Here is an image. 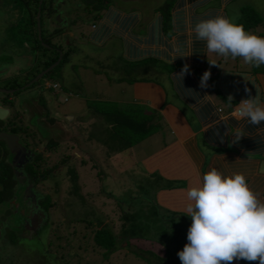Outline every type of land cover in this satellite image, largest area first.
<instances>
[{
    "label": "rangeland",
    "instance_id": "rangeland-1",
    "mask_svg": "<svg viewBox=\"0 0 264 264\" xmlns=\"http://www.w3.org/2000/svg\"><path fill=\"white\" fill-rule=\"evenodd\" d=\"M51 1L57 4L59 2L63 3L64 7L61 10L63 12L62 19L67 22L66 26L71 20H76L75 27H67V31H65L67 34L69 33L68 35L75 42L69 47L62 46L63 42L57 45L61 47L63 58H66L67 61L62 60L58 66L60 72L56 74L54 73L55 71H52V75H50V79L55 81L60 88L52 96L56 100L53 103V108L56 107L55 110L61 114L70 113L74 114L75 117H79L77 130L80 131V134L76 145L77 148H75L76 157L74 159L72 156L69 158L62 157L64 151L67 153L71 150L70 146H64L66 149L60 153L61 156L52 158L64 161L63 164L67 163V166H73L76 176V188L73 192L71 186L73 181L66 176L54 182V184L61 186V188L59 187L60 192L57 191L55 198L47 197L41 203L43 208L48 210L47 217L50 228L47 230V226L46 229H42L41 235H38L37 242L33 240L19 245L14 236L3 231V236L0 238V264H147L131 252L138 250L150 251L162 256V246L154 241L155 238H150L149 241L130 240L129 246L124 247L122 245L123 248H118L103 258L101 255L102 250L90 242V236L95 226L99 224L110 229L112 234L117 235L121 224L119 216L123 214L120 211L121 208L128 213L139 209L140 214L138 216L140 218L154 212L153 215L160 216V219L164 220L165 223H171L170 220L172 219L175 226L181 224L182 228L186 232L188 231L192 223L190 216L172 214L156 202V186L162 188L166 187L168 183L148 177L142 171L140 164L143 157L154 151V142L157 139L160 142L157 137H159L161 131L167 133V127L163 119L158 120L157 127L155 119H157L158 111L150 110L140 100V102L134 101L133 89L129 87L134 82L116 81V79L122 77L121 66L120 70L115 68L116 58L121 52L120 43L115 39L105 41L103 44L89 43L87 41V33L90 31L91 13L87 14L88 11L82 10L81 0ZM166 1L108 0L107 3L109 5L100 10L99 14L102 17L109 8L122 12L133 11L138 15V24L134 27V31L142 33V26L151 17L152 10L165 4ZM209 4L215 7H222L224 16L233 22L239 14V8L242 6H248L259 16L264 17V0H228L224 5L220 3V0H210ZM22 18L23 15L18 7L11 4L10 0H0V66L5 65L9 68L10 73L6 74V76H18L22 73L20 69L23 68L24 62L18 61V58L21 57L20 59L22 60L26 55L23 60L31 63L32 56L28 52L29 42L25 38L27 29L22 26L24 23ZM97 21L95 20L93 24L96 25ZM46 24L47 22L44 19L42 25ZM46 27H48V24ZM259 30V27L255 28L252 34L257 33ZM47 32L49 31L47 30ZM47 35L51 36V34ZM55 40L56 37L51 36L49 41H46L54 42ZM66 51H69L68 56L65 54ZM216 60H219L217 54L207 52L206 67L214 64ZM220 62L222 67L226 66L225 68L236 65L235 68L248 69V65L244 63L242 58H236L235 60L228 58L227 61H219L218 64ZM164 73L146 76L148 79L153 80L152 82L158 83L164 88L167 93V102L174 103L169 86L170 82ZM67 93H70V95ZM109 102H117L119 108H122V105L130 107L140 106L149 113H153V117L149 121L151 126H148L150 132L151 130L152 132L141 142L126 148L124 141L117 139L112 134L109 125L103 118L92 114L88 110V108L97 105L104 108L109 105ZM177 105L179 109L185 112L181 104L177 103ZM187 115H190L189 112H187ZM72 152L70 153L72 154ZM41 160L46 161L43 158ZM38 162H40L39 159ZM0 165L2 164L0 163ZM63 173L64 169L62 170V176ZM42 183L44 184L43 187H45L50 182L49 179H46ZM35 187L36 189L41 188L37 184H35ZM129 198H133V200L128 202ZM50 204L54 206L53 212H50ZM85 225L86 228H83ZM152 228L149 231L147 230L145 235H148V237L157 236L156 233H159V230ZM170 228L174 229L173 227ZM72 229L75 230L73 234L70 232L73 231ZM76 230H79L77 235ZM172 230H166V233L162 234L164 237H168L167 241H170V243L172 241L169 240L170 232L168 231ZM77 236L79 243L82 238V246L79 247L78 245L77 247L78 243L75 245L71 251L74 255L72 258L64 246L54 250L55 246L52 245L53 243L69 244V241H76ZM120 241L121 239L118 240V242ZM167 241L165 240V242ZM48 242L52 244L49 246ZM12 243L17 245H11ZM186 244V241L182 243V250ZM59 252L66 253L67 257L71 259L60 260L58 258ZM169 260L180 264L176 253H173ZM236 263L237 261L232 262V264ZM255 264H259V262L256 261Z\"/></svg>",
    "mask_w": 264,
    "mask_h": 264
},
{
    "label": "trees",
    "instance_id": "trees-1",
    "mask_svg": "<svg viewBox=\"0 0 264 264\" xmlns=\"http://www.w3.org/2000/svg\"><path fill=\"white\" fill-rule=\"evenodd\" d=\"M38 0H10L11 4L14 6H17L20 12L23 15V28L27 29L26 36L29 46H31L32 52L38 56H42V59H44V64L42 67H46L49 64L53 63L56 60V53L51 52L52 56H48L47 50L43 49L39 45V41L37 40V34L35 33V21L34 16L36 13V6H37ZM108 0H81L80 4L84 11H88L87 14L91 13V24L96 20L101 19V16L99 14V11L104 9L105 6L109 5L107 3ZM228 0H223L222 2L225 3ZM50 0H43L39 7V26H40V38L41 42H44L43 39L45 36H48L47 33L44 34V30L42 29L43 21L42 19H46V16L44 13L45 5L46 3H49ZM210 0H167L165 4L160 5L159 7L155 8L154 11V19L150 23L146 22V24L143 27V32H136L134 31L133 35H135L132 40H135L137 37L138 39L143 36L145 37V41L143 40V43L149 42L151 40H154V44L156 46H159V51L154 52L153 50H149L146 55L144 51L141 53L140 50H137L131 43H126L123 38L118 39L117 42L120 43V48L122 52L126 51V55H122L121 53L116 58L117 63L115 65V68L117 70H120L121 66V73L122 77L120 79H116V81H126L128 83L133 82H150L152 80L148 79L146 75L150 76V74L155 73H161L165 72L166 76L169 78L170 82L174 86V89L178 92V94L186 99V101L193 103L200 97V89L199 81L203 75L204 72L208 71L210 73L217 72L219 68H225L226 66H221L219 61H227V59L219 56V60H216L214 63L215 65H210V67H205V46L206 43L204 41H198L196 39L195 34H193L192 42H195L193 46V63L197 64V68L193 66H189L190 73L186 74L181 80V78L176 77L181 72V69L185 65L183 60H178L177 58H172L169 54L170 52H173L177 54L183 53L185 50L184 40L185 37L181 38L179 37L176 39V41H172L170 37L173 36V32H177L181 30L182 24L185 22L188 23V25L194 30L195 24L198 23L201 20H208L213 19L217 16H224L223 10H219L218 7L212 6L209 4ZM185 7V8H184ZM112 9V13L110 15V22H113L116 20V17L118 15V10ZM133 13V14H132ZM48 15V14H46ZM152 16V17H153ZM123 17H125L129 22V24H133L135 22L137 15L133 11H124ZM225 17V16H224ZM115 18V20L113 19ZM186 19V20H185ZM185 20V21H184ZM184 22V23H183ZM98 24V22H96ZM116 23V22H115ZM120 25L123 24L122 22H118ZM149 23V24H148ZM234 23L241 24L244 26L245 31L253 32L255 28L259 27L260 30L257 33H254L257 36L264 37V17L259 16L256 12H254L250 7L248 6H242L239 8V14L237 18L234 20ZM96 24V25H97ZM117 24V23H116ZM100 25V24H99ZM114 25V24H113ZM121 26V25H120ZM136 26V24H135ZM134 26V27H135ZM117 30L120 31L119 34H123L125 31L124 28H121L117 26ZM95 28H98V30L102 29L105 31L107 29V25L102 24L100 26H96ZM124 31H123V30ZM58 32V29L55 31ZM54 32V33H55ZM107 33V32H106ZM178 33V32H177ZM52 34V33H51ZM148 34V35H147ZM179 34V33H178ZM54 37V34H53ZM90 40L93 41H99L98 36L95 34H92L89 36ZM96 38V40H95ZM59 39V40H58ZM58 40V41H57ZM59 44L62 42L61 37H57L55 40ZM97 41V43H98ZM60 45V44H59ZM150 48L152 45V41L149 44H147ZM63 46V45H62ZM66 47V46H65ZM61 48V47H60ZM162 50V51H161ZM162 52V54L160 53ZM128 53V54H127ZM181 57V56H180ZM41 59V60H42ZM225 59V60H223ZM40 61V59H39ZM119 62V63H118ZM218 65H220L218 67ZM248 65L249 72L256 76V75H264V65H261L260 67H254L252 65ZM204 66V67H203ZM35 71L38 70V68L34 69ZM213 80L214 78H210L208 80V85L210 87L213 86ZM225 102V101H224ZM226 103V109L229 110L231 106H233L236 101L232 100L231 104L229 102ZM224 103V104H225ZM122 108H119L117 106V102H109V105L102 108V106H92L88 108L89 111H91L92 114L101 116L103 120L109 125V129L112 132L114 136L117 137V139H122L124 141V145L126 148L142 141L144 138L149 135L150 129L148 126H151L149 124V121L153 117V113H149L145 109H142L140 106H126L122 105ZM210 103H202L200 107V112L207 113L210 111ZM147 107V106H146ZM148 108V107H147ZM150 109V108H149ZM158 121L159 117L156 115ZM155 121V122H156ZM263 122H261L259 125H261ZM157 124V122H156ZM251 124V123H250ZM258 125L251 124L250 128H253ZM158 127V124H157ZM149 129V130H148ZM221 131V130H220ZM250 132V131H249ZM258 142L257 139H254L253 141L249 139H241L237 142H235L237 145H241L244 147L249 146L250 144H255ZM215 152H221V151H229L227 149H214ZM67 172L70 173V179L72 181L75 180L74 172H71V168L68 167ZM153 177V176H152ZM154 178V177H153ZM72 189L74 188V183L72 182ZM149 213V212H148ZM171 213V212H170ZM140 214V211H134L131 213L124 212L119 216V219L121 220V224L119 226V230L117 235L112 234L110 229L105 228L104 226H101L100 224L98 226H95V228L92 231V234L90 236V242L93 243V245L97 248H99L101 251V255L103 258L107 257L106 255L112 253L118 248H123L129 246L130 240H144L149 241V239L155 238V242L158 243L160 246H162L163 249V255L158 256L150 251H133V253L136 257L142 259V261L146 262L147 264H176L174 261H170L169 258L173 253H178L179 251H182L181 245L187 240V233L182 228L181 224L174 225L172 219L170 220L171 223H165L164 220L160 219V216L153 215L154 212L149 214L148 216L144 215L140 218L138 216ZM176 214V213H172ZM178 214V213H177ZM180 215V214H179ZM149 217V218H148ZM154 217V218H153ZM167 221V220H166ZM156 230H159V233H156L157 236L148 237V235H145L147 230L149 231L152 227ZM170 227H173L172 230ZM86 228V225L83 227ZM152 228V229H153ZM78 229V227H77ZM70 231L75 233V230ZM84 230V229H83ZM166 230H172L168 231L169 234V240L168 237H164L162 234L166 233ZM76 235L79 232V230H76ZM69 232V233H70ZM91 232V231H90ZM68 234V233H67ZM182 234V235H181ZM146 236V238H145ZM159 236V237H158ZM55 240L57 239L56 234L54 235ZM84 237V235H83ZM164 237V239H162ZM121 239L120 242L118 240ZM181 238V239H179ZM82 239V238H81ZM81 239L79 243V239L77 236L76 241H69V244L55 242L51 243L48 242V245L51 244L54 245V250H57L59 247L64 246L67 250V253L70 255L71 258L74 256L72 249H74L75 245L77 244V247L82 246ZM165 240L167 242H165ZM181 240V241H180ZM81 249V248H80ZM179 249V250H178ZM58 258L60 260H66L71 259L70 257H67L66 253L59 252ZM146 255V257H144ZM57 258V259H58ZM178 262L181 261L177 255ZM236 264H255V262H248L244 260L237 261Z\"/></svg>",
    "mask_w": 264,
    "mask_h": 264
},
{
    "label": "crops",
    "instance_id": "crops-1",
    "mask_svg": "<svg viewBox=\"0 0 264 264\" xmlns=\"http://www.w3.org/2000/svg\"><path fill=\"white\" fill-rule=\"evenodd\" d=\"M222 1L220 0V3L224 5ZM218 9L222 11L223 8L218 6ZM123 14L122 11L118 12L116 16L118 18L116 20L113 18L114 23L109 22L105 31L103 29L94 31L99 41L104 42L110 32L116 33V28L119 26L125 27V31L122 29L123 34L118 33V39L123 38L126 43L134 41L132 45L141 53L144 51V55L149 50L156 52L161 49L154 44V40H151L152 45L149 48L147 44L150 45L151 41L143 43L142 41H145L143 36L141 39L137 37L132 40L135 36L133 35L134 26L138 24V15L135 17V22L128 25L129 21L123 17ZM152 14H154L153 10ZM108 19L110 20V15ZM152 20H155L154 16H151L147 22L150 23ZM118 22L123 24L120 23V26ZM177 32H173L170 39L176 41L179 37H185V50L181 54L175 51V53L170 52L169 55L179 61L183 60L188 66L194 65L197 68V64L192 61V49L195 44L192 42L194 30L185 22L180 32ZM205 50L207 55V48ZM125 53L126 51H121L122 55H126ZM235 67L236 65L230 68H219L216 73L212 72L210 78H214L213 86L208 85L207 88H201L200 97L193 103L186 101L178 94L168 77L174 103L166 101V91L158 83L152 82L153 80L134 82L129 85L134 92V101H142V104L150 110L158 111L159 119H163L167 127V133L161 131L157 137L160 142L158 139L154 142V151L143 157L140 164L142 171L148 177L153 176L157 181L168 183L166 187L156 186L155 191L156 202L168 212L188 216L186 192L191 187H199L203 175L212 168H216L226 176L243 174L249 187L264 200V122L250 128L251 124L247 119L232 116L233 109L238 106L240 100L247 99L249 93L252 96L259 95L261 101L264 102V75L254 76L249 69ZM230 95L236 103L227 110L225 102H228ZM204 102L211 105L207 113L200 112V107ZM177 103L182 105L185 112L179 109ZM216 109H220V112ZM236 129H242L244 137L241 139L247 138L251 141L257 139L258 142L247 147L233 143ZM227 148L229 151H214V149Z\"/></svg>",
    "mask_w": 264,
    "mask_h": 264
},
{
    "label": "flooded vegetation",
    "instance_id": "flooded-vegetation-1",
    "mask_svg": "<svg viewBox=\"0 0 264 264\" xmlns=\"http://www.w3.org/2000/svg\"><path fill=\"white\" fill-rule=\"evenodd\" d=\"M63 7V3L60 2L46 3L44 12L50 18L47 21L48 27L47 24L42 25L44 34L52 33L51 36L54 34L57 39L59 37V33L55 32L57 29L66 31L67 23L62 19ZM51 36H45L43 38L45 41L41 43L46 45L48 56L51 57V52H55L56 58L59 54V60L53 68L36 80L34 78L38 73L52 64L42 67L44 64L42 56L36 57L33 53L31 63L23 60L26 55L22 60L18 58V61L24 62L23 68L20 67L22 73L18 76H6L10 73L9 68L5 65L0 66V134L14 138V143L22 149V153L9 152L5 147V141L0 138L2 164L0 165V238L3 236V231L8 232L15 237L19 245L33 240L37 242L42 229H46L47 226V230L50 228L48 210L43 208L41 203L47 197L55 198L57 191L60 192L61 186L54 184L57 179L64 176L70 179L68 167L74 172L73 166L64 163L65 166L64 161L52 158L61 156L60 153L66 149L64 146H70L72 154L64 151L62 157L72 156L74 159L80 134L77 130L79 117L70 113L61 114L55 110L56 107L53 108L56 100L52 96L58 90L52 92L47 85L52 82L50 79L52 71L56 74L60 72L58 66L62 60L67 61V59L63 58V51L57 46L59 45L57 42H47ZM72 44V41L63 39L64 46L69 47ZM65 54L68 56L69 51ZM35 68L38 70L35 71ZM74 177L76 180V176ZM46 179H49L50 183L43 187L42 182ZM75 180L73 192L76 188ZM35 184L40 185L41 188L36 189ZM49 206L50 212H53V204Z\"/></svg>",
    "mask_w": 264,
    "mask_h": 264
},
{
    "label": "clouds",
    "instance_id": "clouds-1",
    "mask_svg": "<svg viewBox=\"0 0 264 264\" xmlns=\"http://www.w3.org/2000/svg\"><path fill=\"white\" fill-rule=\"evenodd\" d=\"M112 11V9L106 10L101 19L97 21V25L90 23V31L87 33L89 43L103 44L110 39L118 41L117 35L120 32L118 30L117 34L110 32L104 42H92L89 38L98 29L95 28L96 26H100L101 23L109 26L108 15ZM45 16L47 22L50 16L46 14ZM75 21L71 20L67 27H75ZM58 31L62 42L63 39L75 42L68 35L69 33L59 29ZM194 33L198 41L206 43L207 51L210 53H215L225 59L242 58L244 63L254 67L264 65V37L245 31L243 25L236 24L224 16L199 21L195 24ZM39 34H37L39 45L45 49L46 45L41 43ZM29 48V55L32 56L31 46ZM58 60L59 54L52 64L55 66ZM204 66L206 67V63ZM186 74H191L187 64L176 77L183 80ZM210 75L208 71L203 73L199 83L201 88L208 87L207 82ZM55 83L52 81L47 85L52 92L60 90ZM67 94L70 95V93ZM232 100L233 97L230 95L229 104ZM216 111L220 112V109ZM232 116L247 119L249 123L259 125L264 122V102L261 101L259 95L252 96L249 93L248 98L240 100L238 106L233 109ZM242 137H244L242 129H236L233 143ZM186 198L188 201L186 212L191 217L192 223L187 233L188 243L182 251L177 253L181 264H232L233 261L239 260L258 261L259 264H264V200L249 187L243 174L226 176L216 168H212L203 175L199 187H191L187 190ZM131 200L133 198H129L128 202ZM120 211L126 212L122 208Z\"/></svg>",
    "mask_w": 264,
    "mask_h": 264
},
{
    "label": "water",
    "instance_id": "water-1",
    "mask_svg": "<svg viewBox=\"0 0 264 264\" xmlns=\"http://www.w3.org/2000/svg\"><path fill=\"white\" fill-rule=\"evenodd\" d=\"M41 0H38L37 2V8H36V14H35V28H36V33L39 34V26H38V16H39V5H40ZM54 66V64L50 65L48 68H46L44 71H42L41 73H38V75L34 78L35 80L37 78H39L44 72L48 71L49 69H51ZM36 130V129H35ZM36 134H37V130H36ZM0 138L3 139L4 144L6 149L9 152H16V153H22V149L20 146L16 145L14 143V138H12L9 135H5V134H0ZM16 145V146H15ZM19 151V152H17Z\"/></svg>",
    "mask_w": 264,
    "mask_h": 264
}]
</instances>
